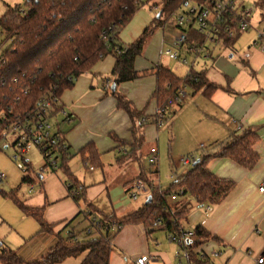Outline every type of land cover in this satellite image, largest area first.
<instances>
[{"label": "crops", "instance_id": "obj_1", "mask_svg": "<svg viewBox=\"0 0 264 264\" xmlns=\"http://www.w3.org/2000/svg\"><path fill=\"white\" fill-rule=\"evenodd\" d=\"M23 1L0 0V3L5 12L8 7ZM151 5L142 6L119 32L117 42L120 45L134 43L153 23V14L157 9H152ZM263 28L262 22L255 29L240 34L231 45H218L234 50L239 47L246 55L243 61L230 60L233 55L230 59L224 58L215 46L210 45L197 54L188 44L184 50L192 52L196 58L188 57L190 65L184 66L163 53L177 31L174 28L168 30L166 26L159 27L148 38L142 55L135 61L138 79L118 83L112 75L117 62L114 55H107L79 76L74 86L62 94V106L71 116V121H66L62 128L69 147V171L39 172L38 180L33 178L32 183L37 187L33 193L35 196L32 194L33 197L25 203L44 209L45 221L53 226L54 234L40 232L39 227L30 237L21 234V242L16 246H7L14 248L27 262L38 260L58 244L57 234L68 223L76 218L71 223L75 225L83 218L81 213L87 210L88 203L94 204L107 216L123 217L147 204L152 190H161L159 179L150 177L146 165L150 166L152 173L157 169L154 174H158L166 134L162 133V126L145 123L143 143H136L133 120L119 107L114 92L125 96L143 116L153 117L158 113L154 96L156 71L164 67L179 77H186L191 70L205 72L209 83L221 87L210 98L202 91L194 93L186 87L189 97L178 110H174L173 129L176 135L171 148L173 155L179 154L181 158L197 154L202 146L205 151L213 152L215 144L228 139L233 133L240 134L248 129L259 136L255 146L259 161L254 169L247 170L224 158L209 163L208 168L214 175L236 184L221 204L203 205L195 198L184 195L169 196V203L175 210L188 208V217L184 222L186 231L202 226L218 238V242H207L199 249L208 256L218 252L217 257L210 258L214 264H254L258 256L264 257V193L259 190L264 183V52L257 44L258 32ZM113 84H116L115 90L112 89ZM88 146H92L91 152L82 155L81 151ZM152 149L157 150L156 166H151L149 161ZM44 166L45 162L41 168ZM183 166L187 168L184 171L186 174L190 165ZM67 175L84 190V201L77 203L70 196L65 182ZM138 179L145 181L149 189L133 200L126 189ZM209 207H212L211 211ZM67 231L68 228L62 236L66 237ZM170 235L159 220L149 228L143 224L128 225L113 240L114 250L109 264H134L142 256L152 258L150 264H179V248L176 243L170 242ZM69 260L72 259L62 264ZM74 260L73 264H81L82 258Z\"/></svg>", "mask_w": 264, "mask_h": 264}, {"label": "trees", "instance_id": "obj_2", "mask_svg": "<svg viewBox=\"0 0 264 264\" xmlns=\"http://www.w3.org/2000/svg\"><path fill=\"white\" fill-rule=\"evenodd\" d=\"M155 3H152L154 2ZM202 0H24L21 4L8 7L0 18V124L9 110L14 115L33 112L41 98L52 92L62 95L74 86L75 80L88 72L98 61L107 55L117 59L113 77L119 83L130 82L139 78L135 71V61L142 55L148 38L159 27H164L167 19L175 12L184 10L187 4ZM264 10V0H259ZM157 9L153 23L130 45H120L117 40L108 47L103 40L108 29L115 27L110 36L118 37L119 32L132 20L136 12L146 4ZM264 17V15H262ZM10 43L2 48L4 42ZM234 40H224V45H231ZM204 38L189 29L187 45L202 47ZM117 49L121 51L118 54ZM157 89L155 98L158 114L145 117L139 113L125 96L114 92L119 107L126 111L133 120V134L136 143H143L142 129L145 123L161 126L169 119L177 92L190 87L194 93L202 91L207 97L221 89L217 84L209 83L205 72L191 70L186 77H179L170 69L160 67L156 71ZM63 106L56 108L48 119L56 118V127L60 141L52 146L58 169L68 172L69 147L65 140L63 124L71 116L61 114ZM145 120V121H143ZM4 134L0 129V144ZM259 141L257 132L252 129L231 136L213 147V152L201 148L196 160L190 165L186 174L177 178L167 189H154L151 202L139 210L123 217L107 216L94 204L88 203L83 218L72 225L76 218L57 234L58 244L40 259L25 261L18 253L2 243L0 247V264H62L68 259L82 258L81 264H109L114 250L113 240L128 225L143 224L149 228L158 220L166 231L178 237L185 236L184 222L189 210H175L168 201L171 195H184L195 198L205 205L221 204L233 191L236 184L214 175L208 168L214 159H230L241 167L252 170L259 161L255 146ZM1 149V148H0ZM92 146L81 151L82 155L91 152ZM26 162V170L32 166ZM48 166L45 164L44 168ZM56 171V170H55ZM157 172V169L154 173ZM69 186L70 196L77 203L84 201V190L67 175L65 181ZM149 183V181H147ZM22 183L32 184L34 179L25 175ZM25 215L35 219L40 225V232L54 234L44 218V209L27 206L16 200ZM80 214V215H81ZM116 224L119 228L112 230ZM68 228L67 236L62 232ZM191 238H188L189 261L191 264H207L209 259L199 250L210 241L218 242L202 226H197ZM190 242V243H189Z\"/></svg>", "mask_w": 264, "mask_h": 264}, {"label": "built area", "instance_id": "obj_3", "mask_svg": "<svg viewBox=\"0 0 264 264\" xmlns=\"http://www.w3.org/2000/svg\"><path fill=\"white\" fill-rule=\"evenodd\" d=\"M254 12V6L248 7L241 0H202L190 2L184 10L175 12L167 19V23L171 24L177 30V34L164 49L163 53L170 60L176 61L184 66H189L190 62L188 58L183 55V50L187 45L189 29L196 30L204 38V43L201 48L193 47L197 54H201L203 52L201 49L206 45H222L225 39L235 40L240 34L250 30ZM115 30V27H110L108 29L110 35L108 36L106 32L103 35V40L108 43L109 48L117 40V37L110 39V36L114 34ZM257 40V44L261 45V49L264 52V28L258 32ZM117 52L118 54L121 53L119 49H117ZM188 97L189 93L187 88L184 87L177 92L174 100H171L169 104L170 106L180 105ZM61 103L62 95L60 96L52 92L48 97L39 100L33 112H27L22 115H14L12 110L7 112L3 122L0 124V129H2L4 134L3 142L7 141L9 134L14 135L13 145L16 149V154L13 159L20 170H26V156L29 150L35 147L48 166L47 168H41V173L47 170L55 172L58 169V163L52 146L55 142L60 141V130L56 127L57 119L52 118L50 120L48 117L56 108L61 106ZM61 114L64 117L67 116V112L64 109L61 111ZM68 120L71 121V119ZM160 124L162 126V123ZM195 160L196 156L191 155L183 158L181 163L188 166ZM149 161L151 166L157 165L158 156L156 149H152ZM5 180L6 175L0 173V183ZM36 188L35 185L31 184L30 194L35 193ZM148 189L146 182L138 179L132 182L126 191L131 199L137 200L140 194L147 192ZM259 190L261 193H264V183L260 186ZM208 210L211 211L212 207H209ZM118 228L119 226L114 224L112 230L116 231ZM192 235V231H185V236L183 237H178L173 234L169 236L170 242L176 243L179 248L177 253L179 264H184V262L191 264L189 261V250L187 249V239L191 238ZM199 251L197 249L195 252L198 254ZM218 254V252L214 251L211 256L207 254H203V256L205 255L209 259L207 264H214L210 258L217 257ZM152 260L149 256H142L134 264H150ZM254 264H264V257L258 256Z\"/></svg>", "mask_w": 264, "mask_h": 264}, {"label": "rangeland", "instance_id": "obj_4", "mask_svg": "<svg viewBox=\"0 0 264 264\" xmlns=\"http://www.w3.org/2000/svg\"><path fill=\"white\" fill-rule=\"evenodd\" d=\"M241 1H243L248 7L254 6L255 12L253 14L252 26L250 29H255L257 24H261L262 22H264V17H262V15H264V10L261 9L260 2L259 0ZM152 3H155V1ZM3 11V5L2 3H0V18L4 14ZM156 15L157 11H154V18ZM165 26L168 28V30H172L174 28L167 22ZM9 43V41L4 42V46L2 48H6ZM235 48L236 50H234V48L215 46L217 52L221 53L224 58H229L231 55H233L234 58L229 59L235 62L241 60L243 61L244 59H246V55H244L243 50L239 49V47ZM184 54L185 56L187 55V58H196V56L192 52H188L186 49L184 50ZM179 106L180 105H177L170 109L169 119L161 127L162 133L165 132L166 135L163 138L162 142L163 152L160 162L161 166L158 169V174L152 173L150 170V166L148 164L146 165V168L148 170L147 173H150V177L152 176L153 179H159L161 191L162 189L165 190L170 187L173 182L177 178L183 176L184 171L187 170V168H185L182 163H180L181 160L191 155H197L192 153L180 158L179 154L173 155L171 153V148L173 146L176 135L173 129L175 111L179 109ZM13 140L14 135L9 134L7 136V141L0 144V173H4L6 175V180L0 183V242L10 247H12V245L16 246L17 243L21 242V234H25L30 237L31 235L35 234L37 232V229L40 227L35 219L25 215L16 200L27 203L29 199L33 197L34 194H30L31 185L28 183H22V179L25 177V175H29L32 178H35V181H37V175L39 174L41 167L44 164L42 155L35 147L34 149H30L29 153L26 156V160L29 161L30 165H32L31 171L20 170L13 159L14 155L16 154ZM179 144L180 141L177 142L178 151L180 150ZM173 164L174 167H172ZM12 250H14V248ZM73 262H75L74 259L67 261L66 264H73Z\"/></svg>", "mask_w": 264, "mask_h": 264}, {"label": "water", "instance_id": "obj_5", "mask_svg": "<svg viewBox=\"0 0 264 264\" xmlns=\"http://www.w3.org/2000/svg\"><path fill=\"white\" fill-rule=\"evenodd\" d=\"M161 16V12L157 15V18H160ZM112 89L115 90L116 89V84H113ZM151 202V197L149 198V200L147 201V204ZM190 243V242H189ZM2 246V243L0 242V247Z\"/></svg>", "mask_w": 264, "mask_h": 264}]
</instances>
